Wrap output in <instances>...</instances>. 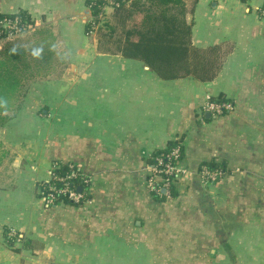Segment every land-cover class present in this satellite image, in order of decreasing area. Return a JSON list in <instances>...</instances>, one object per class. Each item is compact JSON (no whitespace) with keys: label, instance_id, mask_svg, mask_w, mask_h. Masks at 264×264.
I'll use <instances>...</instances> for the list:
<instances>
[{"label":"crops","instance_id":"obj_1","mask_svg":"<svg viewBox=\"0 0 264 264\" xmlns=\"http://www.w3.org/2000/svg\"><path fill=\"white\" fill-rule=\"evenodd\" d=\"M87 1L0 0V14L55 25L69 56L0 125V264H264V0H198L193 43L231 46L207 82L100 52ZM219 96L232 107L205 111ZM180 138L190 176L155 197L150 158ZM208 162L224 171L211 186ZM59 163L90 178L82 205L45 204L38 183ZM18 232L27 246L8 244Z\"/></svg>","mask_w":264,"mask_h":264},{"label":"trees","instance_id":"obj_2","mask_svg":"<svg viewBox=\"0 0 264 264\" xmlns=\"http://www.w3.org/2000/svg\"><path fill=\"white\" fill-rule=\"evenodd\" d=\"M87 2L92 12L89 26L96 29L98 34V50L140 60L164 80L191 76L200 81H211L217 76L231 51L230 45L201 48L193 43V24L187 17L194 13L198 0H130L120 3L109 13L102 12L99 8L101 0ZM260 13L264 15V4ZM0 40L3 41L0 50V125H3L20 108L30 84L50 78L66 68L69 56L61 49L53 25L49 22L36 25V19L27 10L0 14ZM211 100L228 102L222 96L212 97ZM182 142V138L174 139L165 149L156 150L150 158L151 166L157 164L156 158L160 156L165 162H169L167 155L174 147H180L178 161L182 162ZM69 165L59 163L54 175H67L71 172ZM74 166L80 175L84 174L78 165ZM202 166L221 168V165L211 162ZM180 181L177 180L178 183ZM68 182L70 187L82 189L84 198L75 203L67 197L59 196L64 199L63 204L82 205L90 198V183H83L80 176ZM178 183L169 188L170 196L177 194ZM53 184L57 187L63 185L56 178L49 182H39L40 194L47 193L48 187ZM151 193L155 197L167 196L162 189L158 193L151 189ZM14 240H22L24 246L28 245L19 232L12 238L8 236V244L13 246Z\"/></svg>","mask_w":264,"mask_h":264},{"label":"built area","instance_id":"obj_3","mask_svg":"<svg viewBox=\"0 0 264 264\" xmlns=\"http://www.w3.org/2000/svg\"><path fill=\"white\" fill-rule=\"evenodd\" d=\"M102 3L99 4V8L102 12L109 13L114 7L120 5L122 2H127L130 0H101ZM212 98H208L205 105L204 110L208 112H212L215 114L223 113L225 110H228L232 107L229 102H216L211 100ZM180 156V147H174L171 152L167 155L170 159L169 162H165L163 157H157L156 165L150 166V176L148 178V187L157 191V193L162 189V192L165 195H169V188L178 183L177 180L188 179L189 172L182 167L180 161H178ZM69 167L71 172L63 177H58L53 174L52 178H56L58 181L63 183L62 186L57 187L56 185H50L48 187V192L43 194V199L46 205H56L63 204L64 199L59 196L67 197L70 201L75 203L80 202L84 198V194L80 190H76L75 188L70 187L69 180L76 178L77 176L81 177L83 183H90V178L85 174L80 175L75 170V164L69 163ZM224 171L219 168H208L202 167L199 171V176L202 182L206 185H214L221 179ZM159 184V186H155Z\"/></svg>","mask_w":264,"mask_h":264},{"label":"rangeland","instance_id":"obj_4","mask_svg":"<svg viewBox=\"0 0 264 264\" xmlns=\"http://www.w3.org/2000/svg\"><path fill=\"white\" fill-rule=\"evenodd\" d=\"M41 21V20H40ZM54 27H56L55 25H53ZM12 35V34H11ZM58 42H59V44H60V46L62 47L61 49H63V50H65L66 49V45L61 41V39L59 38L58 39ZM2 45H3V41L2 40H0V50L2 49ZM65 48V49H64ZM65 71H66V68H64V69H62V70H60V72L58 71V73H56V74H54L53 76H51V77H54V76H57V75H62V74H64L65 73ZM32 84H30V86H31ZM29 86V87H30ZM22 102H23V99H22V101H21V105H22ZM21 105H20V107H21ZM11 114H13V113H11ZM11 114H9V115H11ZM11 118H12V116H11ZM10 118V119H11ZM7 122V121H6ZM2 148H3V145L2 144H0V153H1V150H2ZM9 148H11L10 146H9ZM8 148V149H9ZM10 151V150H9ZM2 159H4L3 161H8L9 159H11V157H10V155H5L3 158H0V161L2 160ZM6 166H8L7 165V163H6ZM5 166V167H6ZM0 168H3L2 167V165L0 166ZM3 172V171H2ZM1 173V172H0ZM42 195V194H41ZM42 198H43V195H42Z\"/></svg>","mask_w":264,"mask_h":264},{"label":"water","instance_id":"obj_5","mask_svg":"<svg viewBox=\"0 0 264 264\" xmlns=\"http://www.w3.org/2000/svg\"><path fill=\"white\" fill-rule=\"evenodd\" d=\"M148 67V66H147ZM149 68V67H148ZM80 191L82 190V189H79Z\"/></svg>","mask_w":264,"mask_h":264}]
</instances>
